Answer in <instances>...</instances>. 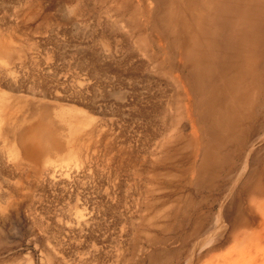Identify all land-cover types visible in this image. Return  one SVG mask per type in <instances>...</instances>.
I'll return each instance as SVG.
<instances>
[{
	"label": "rangeland",
	"instance_id": "rangeland-1",
	"mask_svg": "<svg viewBox=\"0 0 264 264\" xmlns=\"http://www.w3.org/2000/svg\"><path fill=\"white\" fill-rule=\"evenodd\" d=\"M263 5L0 0V264H264Z\"/></svg>",
	"mask_w": 264,
	"mask_h": 264
},
{
	"label": "bare ground",
	"instance_id": "bare-ground-1",
	"mask_svg": "<svg viewBox=\"0 0 264 264\" xmlns=\"http://www.w3.org/2000/svg\"><path fill=\"white\" fill-rule=\"evenodd\" d=\"M153 1H156V0H153ZM161 1H162V0H161ZM163 1H165V0H163ZM166 1H167V0H166ZM168 1H169V0H168ZM188 1H190V2H195L196 0H195V1H194V0H188ZM158 2H159V0H158ZM154 3H155V2H154ZM167 3H169V2H166L165 4H167ZM159 4H161V3H159ZM163 4H164V2L162 3V6H163ZM256 4H257V3H256ZM256 4H255V5H256ZM258 4H260V3H258ZM155 5L158 7V4L155 3ZM168 5H169V4H168ZM168 5H166V7H167ZM159 6L161 7V5H159ZM256 6H257V5H256ZM259 7H260V5H259ZM262 7H264V5H263ZM262 7H261V8H262ZM154 8H155V11H156L159 7L156 8V7L154 6V7H153V12H155V11H154ZM256 8H257V7H256ZM160 9H161V8H160ZM164 9H165V8H164ZM157 11H158V10H157ZM162 11H163V8H162ZM164 11H165V10H164ZM250 11H251V10H250ZM255 11H256V10H255ZM240 12H241V11H240ZM244 12H245V11H244ZM158 13H159V12H157V14H158ZM164 13H165V12H164ZM164 13H163V14H164ZM154 14H155V13H154ZM154 14H153V15H154ZM159 14H160V13H159ZM163 14H162V15H163ZM225 14H226V13H225ZM256 14H257V13H256ZM260 14H261V13H260ZM246 15H247V14H246ZM263 15H264V14H263ZM166 16H167V15H166ZM166 16H165V17H166ZM236 16H237V15H236ZM157 17H158V16L156 15V18H157ZM225 17H226V16H225ZM225 17H224V18H225ZM162 18H163V19H162L161 21L164 20V17H162ZM241 18H242V17H241ZM157 19H159V18H157ZM160 19H161V17H160ZM160 19H159V20H160ZM165 19H166V18H165ZM225 19H226V18H225ZM258 19H259V18H258ZM156 21H157V20H156ZM223 21H224V20H223ZM157 22H159V21H157ZM195 22H196V21L194 20V23H195ZM254 22H255V21H254ZM159 23H162V22H159ZM259 23H260V22H259ZM163 24L165 25V24H167V22L164 23V21H163ZM263 24H264V21H263ZM196 25H197V23H196ZM238 25H239V24H238ZM197 26H198V25H197ZM198 27H199V26H198ZM239 27H240V26H239ZM210 28H211V27H210ZM201 29H203V28H201ZM198 31H200V30H198ZM215 31H216V30H215ZM241 31H242V30H241ZM237 33H238V32H237ZM253 33H254V32H253ZM255 33H256V32H255ZM196 34H197V33H196ZM199 34H200V32H199ZM203 34H204V32H203L202 34H200V35L202 36ZM235 34H236V33H235ZM261 34H262V33H261ZM242 35H243V34H242ZM163 36H165V34H164ZM173 36H174V35H173ZM235 36H236V35H235ZM235 36H231V37H232V38H235V41H237L238 37H235ZM206 37H207V36H206ZM213 37H214V38L216 37V38H218V39L220 38V39L222 40V37H219V36H212V37H210V39H208V40L212 41V40H213ZM203 38H205V36L202 37L201 39L203 40ZM223 38H224V37H223ZM228 38H229V37H228ZM236 38H237V39H236ZM257 38L259 39V37H257ZM190 39H191V42H190V48H191V49H190L189 51H187L184 55L187 57V60H186V61H187V62L190 61V63L192 64V68H193L194 65H195L194 68H195L196 66H197V67H196L195 69H192V68H191V71L189 70V71H190V73H189L190 75L186 76V78H187L186 80L188 81V83H189V85H190V86H189V87L191 88L190 91H191V93L193 94L194 98L197 97V99L199 100V99L202 97V94H203L202 92H205V90L208 89V87L206 88L205 85H203L202 82H204V81L201 80V79L205 80V79L203 78L204 76H203V77L200 76V73H202V71L204 70V69L202 70V68H203V64H204L203 62H205V65H206V63H207L206 61H208L207 65H208V64H211V65L213 64V65H215L213 61H214L215 58H216V62H215V63H217V61H218V63L220 64V60H221L223 57H221V56H222V55H221V56H220L221 59H217V54L215 53L217 48L214 49V45H213V44H215V43L218 44V42H216L215 39L213 40V44L210 45V46H213V47H211V48H213L212 50H211V48H210V50L208 51V49H209L210 46H209V47L207 46V47H208L207 51H208L209 54L203 52V51H202V50L204 49V48H203V49H201V51L203 52L202 55H200V50L198 49V48H200V46H198V48H197V44H199V43H198L199 36H191ZM205 39H206V38H205ZM211 39H212V40H211ZM218 39H217V40H218ZM230 39H231V38H229L228 40L226 39L225 44H224V42H223L222 44H224V45L227 46V44H226L227 41H233V40H234V39H233V40H232V39L230 40ZM208 40H207V41H208ZM241 40H242V39H241ZM251 40H252V39H251ZM210 41H209L208 43H211ZM214 41H215V42H214ZM218 41H219V40H218ZM235 41H234V42H235ZM199 42H200V41H199ZM254 42H255V41H254ZM200 43H201V42H200ZM219 43H220V42H219ZM235 43H236V42H235ZM237 43H238V42H237ZM237 43H236V44H237ZM252 43H253V42H252ZM262 43H263V42H262ZM233 44H234V43H233ZM236 44H235V45H236ZM243 44H244V43H243ZM0 45H2V44H0ZM215 45H216V44H215ZM228 45L233 46V45H231V44H229V43H228ZM237 45H238V44H237ZM2 46H3V45H2ZM170 46H171V45H170ZM217 46H218V45H216V47H217ZM221 46H222V45H221V43H220L219 46H218V47H219V48H218L219 51H221L220 49L223 48V47H221ZM226 46L224 47L223 53L221 52V53L223 54V56H225V54H226V56L228 55V54H227L228 52L226 53L227 50L225 49V48H227ZM252 46H253V45H252ZM252 46H251V47H252ZM4 47H6V46H4ZM228 47H229V46H228ZM237 47H238V46H237ZM243 47H244V46H243ZM243 47H242V48H243ZM247 47H248V46H247ZM247 47H246V48H247ZM263 47H264V46H263ZM1 48H2V47H1ZM1 48H0V49H1ZM232 48H234V47H232ZM253 48H254V47H253ZM257 48H258V47H257ZM261 48H262V46H261ZM236 49H237V48H236ZM247 49H248V48H247ZM247 49H246V50H247ZM3 50L5 51V49H3ZM228 50H231V47H230ZM234 50H235V48H234L233 50H231L232 53H234ZM237 50H238V49H237ZM246 50H245V51H246ZM257 50H258V49H257ZM257 50H256V51H257ZM259 50H260V49H259ZM261 50H262V49H261ZM0 51H2V50H0ZM172 51H173V50H172ZM235 51H236V50H235ZM252 51H254V50H252ZM263 51H264V50H263ZM2 52H3V51H2ZM217 52H218V51H217ZM8 53H11V52H8ZM192 53H193V54H192ZM204 53H205V54H204ZM219 53H220V52H218V55H219ZM235 53H236V52H235ZM239 53H240V52H239ZM239 53H238V54H239ZM251 53H252V52H251ZM254 53H255V52H254ZM257 53H258V52H257ZM257 53H256V54H257ZM170 54H171V53H170ZM212 54L214 55V57L216 56V57L212 60L213 63H211V62L209 61V58H211V57L213 58ZM230 54H231V52H230ZM230 54H229V56L232 57V58H230V57H229V58L227 57V58H228V59H231V60L233 59V57H235L234 55H237V54H232V55H233V56H232V55H230ZM6 55H7V54H6ZM242 55H243V53H242ZM245 55H246V54H245ZM251 55H252V54H251ZM260 55H261V54H260ZM4 56H5V55H3V57H4ZM191 56H193L192 59H191ZM226 56L224 57L225 60L227 59ZM238 56H239V55H237L236 57H238ZM249 56H250V54H249ZM245 57L248 58V56H244V58H245ZM256 57H257V56H256ZM256 57H255V58H256ZM224 58H223V59H224ZM242 58H243V57H242ZM223 59H222V61H223ZM228 59H227V60H228ZM235 59H236V60H235ZM0 60H4V59L1 58ZM225 60H224V62H225L224 64L226 65L227 61H225ZM231 60H230V61H231ZM233 60L237 61V58H234ZM4 61H5V60H4ZM222 61H221V64H222ZM239 61H240V60H239ZM242 61H243V60H242ZM1 62L4 63L3 61H1ZM209 62H210V63H209ZM228 62H229V61H228ZM246 62H247V60H246ZM249 62H250V61H249ZM259 62H260V60H259ZM172 63H173V62H172ZM234 63H236V62H234ZM234 63H233V64H234ZM241 63H242V62H241ZM252 63H253V62H252ZM252 63H251V64H252ZM5 64H7V63L5 62ZM221 64L219 65V66H220L219 68H221V67L223 66V64H222V66H221ZM230 64H232V63L230 62L229 65H230ZM233 64H232V66L234 67ZM247 64H248V63H247ZM256 64H257V63H256ZM201 65H202V66H201ZM205 65H204V66H205ZM207 65H206V67L210 66V65H208V66H207ZM217 65H218V64H217ZM229 65H228V66H229ZM248 65H249V64H248ZM237 66H238V65H237ZM173 67H174V66H173ZM215 67H216V66H215ZM215 67H214V68H215ZM235 67H236V66H235ZM250 67H251V66H250ZM208 68H209V67H208ZM208 68H206L204 71H206ZM211 68H213V66H211ZM211 68H210V69H211ZM214 68H213V69H214ZM223 68H226V69H227V66H226V67L223 66ZM229 68H230V67H229ZM229 68H228V69H229ZM256 68H257V67H256ZM187 69H188V68H187ZM210 69H209V70H210ZM221 69H222V68H221ZM228 69H227V70H228ZM245 69H246V67H245ZM259 69H262V68H259ZM3 70H5V69H3ZM6 70H7V69H6ZM6 70H5V71H6ZM179 70H181V69H179ZM209 70H208V71H209ZM227 70L224 71V69H222V72H223V73L220 72V73H221L220 76L224 75V74H225L224 72H228L229 74H230V72H231V75H232L233 73H235V72L231 71V69L228 70V71H227ZM246 70H248V69H246ZM246 70H242V71H246ZM187 71H188V70H187ZM212 71H213V70H212ZM214 71H215V69H214ZM219 71H220V70H219ZM229 71H230V72H229ZM248 71L251 72L252 69H251V71H250V69H249ZM8 72H9V71H8ZM8 72H7V74H8ZM232 72H233V73H232ZM252 72H254V69H253ZM5 73H6V72H5ZM10 73H12V72L10 71ZM10 73H9V74H10ZM209 73H211V72H208V74H209ZM218 73H219V72H218ZM218 73H217V74H218ZM240 73H241V72H240ZM244 73H245V72H244ZM244 73H241V74L243 75ZM246 73H247V71H246ZM246 73H245V74H246ZM185 74H186V73H185ZM204 74H205V72H204ZM226 74H227V73H226ZM226 74H225V75H226ZM238 74H239V73H238ZM201 75H203V73H202ZM206 75H207V71H206ZM206 75H205V78H206ZM209 75L211 76V74H209ZM209 75H208V76H209ZM236 75H237V74H236ZM246 75H247V74H246ZM250 75H251V77H253V76H252V75H253L252 73H250ZM210 76H209V77H210ZM214 76H215V74H214ZM214 76L210 77L211 80H213L212 78L217 77V76H215V77H214ZM226 76H227V75H226ZM228 76H229V75H228ZM232 76H235V75L233 74ZM244 76H245V75H244ZM244 76H241L242 79H243ZM218 77H219V76H218ZM241 77H240V78H241ZM251 77L248 79V80H249L248 82H250ZM254 77H255V76H254ZM223 78H225V76H224ZM228 78H229V77H227V79H226L227 81H228ZM231 78H232V77H231ZM231 78H229V79L231 80ZM235 78H236V77H235ZM240 78H239V80H237V79H238V78H237V79H236L237 81L234 79V80H235L234 84L237 83V82L240 81V80L242 81V79H240ZM217 79H219V78H217ZM217 79H215V80H217ZM244 79H245V78H244ZM244 79H243V81H244ZM208 80H209L208 78H207V80H205L206 83H207ZM219 80H220V79H219ZM255 80H256V79H255ZM21 81H22V80H21ZM213 81H214V80H213ZM241 81H240V83H241ZM243 81H242V85L244 84ZM251 81H252V80H251ZM190 82H191V84H190ZM208 82H209V81H208ZM210 82H211V81H210ZM217 82H218V80H217ZM219 82H220V81H219ZM219 82H218V83H219ZM18 83H19V81H18ZM206 83H204V84H206ZM211 83H212V82H211ZM211 83H208V84L211 86ZM238 83H239V82H238ZM245 83H247V81H246ZM213 84H215V83H213ZM247 84H248V83H247ZM206 85H207V84H206ZM217 85H218V84L216 83L214 86H212V88L215 87V90H216V86H217ZM231 85H232V83H231ZM235 85H236V84H235ZM235 85H234V86H235ZM238 85H239V84H238ZM242 85H241V86H242ZM254 85H255V83H254ZM236 86H237V85H236ZM249 86H250V84H248V86H247L248 89H249ZM239 87H240V86H239ZM247 87H246V89H247ZM252 87L254 88V86H252ZM255 87H257V86H255ZM205 88H206V89H205ZM229 88H230V87H229ZM232 88H233V87H232ZM235 88H236V87H235ZM242 88H243V86H242ZM242 88L240 87V89H242ZM250 88H251V87H250ZM217 89H218V88H217ZM238 89H239V88H238ZM246 89H245V91H244V89H242V90H243L244 92H246V91L248 90V89H247V90H246ZM208 90H209V89H208ZM208 90H207V93H208ZM215 90H214V91H215ZM209 91H211V88H210ZM234 91H235V90H234ZM234 91H233V92H234ZM238 91H239V95H240V93H241L242 91H240V90H238ZM219 92H220V91H219ZM224 92H225V91H224ZM229 92H230V91H229ZM205 93H206V92H205ZM207 93H206V96H207ZM210 93H211V92H210ZM210 93H209L208 95H210V98H211V100H212V97H213V96H212ZM217 93H218V92H217ZM226 93H228V92H226ZM226 93H225V96H226ZM236 93H237V95H238L237 90H236ZM242 93H243V92H242ZM203 95H204V94H203ZM213 95H214V94H213ZM222 95H223V94H222ZM235 95H236V94H235ZM2 96H3V95H2ZM211 96H212V97H211ZM232 96H234V95H232ZM207 97H209V96H207ZM207 97H205V98L202 97L203 100L200 99V100L203 101V102H202V105L204 104V101H205L204 99H207ZM215 97H216V96H215ZM228 97H229V96H228ZM230 97H231V96H230ZM2 98H4V97H2ZM2 98H1V95H0V99H1V100H2ZM223 98H225V97H222L221 99L223 100ZM233 98H234V97H233ZM237 99H239L238 96H237V98H236V101H238ZM195 100H196V99H195ZM208 100L210 101L209 98L207 99V102H208ZM229 100H230V99H229ZM240 100H241V99H240ZM196 101H197V100H196ZM218 101H219V100H218ZM218 101H217V102H218ZM0 102H1V101H0ZM2 102H4V103H2ZM2 102H1L0 104L4 106V104L6 103L5 100L2 101ZM194 102H195V101H194ZM227 102H228V101H227ZM230 102H231V101H230ZM199 103H200V102H199ZM232 103H234V102H232ZM232 103H230V104H232ZM237 103H238V102H237ZM214 104H215V103H214ZM1 105H0V106H1ZM195 105H197L196 102H195ZM195 105H194V111L196 110V106H195ZM199 105H201V104H199ZM199 105H198V106H199ZM221 105H222V104H221ZM226 105H227V104H226ZM226 105H225V106H226ZM3 106H2V107H3ZM5 106H7V105H5ZM201 107H204V105L201 106ZM218 107H219V105H218ZM230 107H231V106H230ZM230 107H229V108H230ZM0 108H1V107H0ZM67 108H68V106H67ZM70 108H71V107H70ZM70 108H69V109H70ZM209 108H212V107H209ZM209 108H207V109H209ZM3 109H4V107H3ZM3 109H2V110H3ZM5 109H7V108H5ZM5 109H4V111H5ZM197 109H199V108H197ZM212 109H213V108H212ZM215 109H216V108H215ZM215 109H214L213 111H215ZM218 109H219V108H218ZM220 109H221V108H220ZM216 110H217V109H216ZM224 110L227 111L226 108H225ZM0 111H1V109H0ZM6 111H7V110H6ZM6 111H5V112H6ZM72 111H73V110H72ZM79 111H80V109H79ZM200 111H201V109L199 110V112H200ZM203 111H204V109H203ZM205 111H206V109H205ZM208 111H210V113H211V110H208ZM208 111H207V112H208ZM219 111H220V110H217V112H219ZM222 111H223V110H222ZM2 112H3V111L0 112V113H1L0 115H3V114L5 113V112H4V113H2ZM75 112H76V111H75ZM75 112L73 113V115H74V114H75V115L77 114V113H75ZM82 112H83V111H82ZM207 112H205V113H206V114H205L206 116H208V113H207ZM78 113H79V112H78ZM83 113H84V112H83ZM215 113H216V111H215ZM5 114H6V113H5ZM200 114H201V113H200ZM200 114H199V115H200ZM202 114H203V113H202ZM240 114H241V113H240ZM9 115H10V114H9ZM69 115H70V118L74 117V116H72L71 114H69ZM78 115H79V114H77V116H78ZM199 115H198V116H199ZM205 115H203V116L205 117ZM219 115H220V113L218 114V116H219ZM222 115H223V114H222ZM3 116H4V115H3ZM3 116H0V120H1L2 122L4 121L3 119H5V117H3ZM212 116H214V117L217 118V114H216V116H215V114L213 115V112H212ZM212 116H211V117H212ZM10 117H11V116H10ZM204 117H203V118H204ZM208 117H210V116H208ZM222 117H223V116H222ZM7 118H8V116H7ZM58 118H59V117H58ZM61 118H62V117H61ZM81 118H82V117H81ZM212 118H213V117H212ZM212 118H210V119H212ZM9 119H10V118H9ZM66 119H67V118H66ZM72 119H73V118H72ZM82 119H83V118H82ZM200 119H202V117H201ZM206 119H207V120L202 119V120L205 121V123L203 124V125H205V127H207V125H206L207 122H206V121H209V120H210V119L208 120L207 117H206ZM213 119H215V118H213ZM217 119H218V120H219V119L222 120L223 118H217ZM69 120H70V119H69ZM75 120L77 121L78 118H74V121H75ZM87 120H88V119H87ZM202 120H201V121H202ZM9 121H10V120H9ZM74 121L71 122L72 125H74V124H73ZM198 121H200V120H198ZM204 121H203V122H204ZM214 121H216V119H215ZM214 121L212 120V121H209V122L211 123V122H214ZM6 122H7V121H6ZM78 122H79V120H78ZM80 122H81V119H80ZM82 122H83V121H82ZM85 122H86V121H85ZM219 122H220V120H219L216 124H219ZM87 123H88V121H87ZM87 123H86V124H87ZM197 123H198V122H197ZM201 123H202V122H201ZM220 123H222V122H220ZM224 123H226V122H224ZM89 124H90V123H89ZM208 124H209V123H208ZM216 124H215V125H216ZM1 125H3V124L1 123ZM1 125H0V127H1ZM75 125H78V123H76ZM201 125H202V124H201ZM201 125H199V126H201ZM209 125L211 126V124H209ZM209 125H208V127H209ZM215 125H214V126H215ZM223 125H224V124H223ZM81 126H82V125H81ZM214 126H213L214 129L212 128L213 131L211 130V127H212V126L209 127L210 129H209V128H207V129L205 128V129H206L208 132H209V130H211L213 133H215V127H216V126H215V127H214ZM218 126H220V125H218ZM221 126H222V125H221ZM68 127H69V126H68ZM75 128H76V126H75L73 129H75ZM77 128H83V127H80V125H79V126H77ZM201 128H202V127H201ZM70 129L72 130V128H70ZM202 129H203V128H202ZM208 129H209V130H208ZM218 129H219V128H217V132H218ZM9 130H10V129H9ZM81 130H82V129H81ZM81 130H80L79 133H81ZM219 130H220V129H219ZM73 131H74V130H73ZM77 131H78V130H77ZM77 131H76V134H77ZM205 132H206V131H205ZM208 132H206V133H208ZM217 132H216V133H217ZM0 133H1V128H0ZM199 133H200V132H199ZM201 133H202V131H201ZM203 133H204V132H203ZM203 133H202V135L206 134V133H204V134H203ZM210 133H211V132H209L208 135H209ZM213 133H211V134H212L211 137H210V136H207V137H209V138H211V139L213 140V139H214V138H212V137H214ZM216 133H215V135H217ZM220 133H221V132H220ZM72 135H74V134H72ZM4 137H5V136H4ZM217 137H218V136H217ZM220 137H221V136H220ZM220 137L217 138V139H220ZM201 138H202V137H201ZM215 138H216V136H215ZM221 138H222V137H221ZM211 139H208V141L211 140ZM232 139H233V137H232ZM191 140H192V139H191ZM191 140H190V141H191ZM204 140H206V139H204ZM212 140H211V141H212ZM202 141H203V140H201V142H202ZM214 141L216 142L215 139H214ZM5 142H6V141H5ZM215 142H214V143H215ZM217 142H218V141H217ZM222 142H223V139H222L220 145L222 144ZM207 143H208V142H207ZM209 143H210V142H209ZM209 143H208V144H209ZM214 143H213V144H214ZM224 143H225V142H224ZM208 144H206V147H208ZM213 144L210 143V145H213ZM201 145H203V144L201 143ZM204 145H205V144H204ZM210 145H209V146H210ZM220 145H217V146H220ZM223 145H224V144H223ZM223 145H222V146H223ZM213 146H214V145H213ZM224 146H225V145H224ZM200 147H201V146H200ZM204 147H205V146H204ZM204 147H203V148H204ZM211 147H212V146H211ZM4 149H5V148H4ZM205 149H206V148H205ZM209 149L211 150V148H209ZM209 149H208V152H207V150H205V152H207V154L209 153ZM233 149H234V148H233ZM0 150H1V149H0ZM69 150H70V151H68V152H71V156H72L71 160H72V162H73V160H75V162H76L77 159H78V157H80V156H79V152H78V150H73L72 148L69 149ZM71 150H72V151H71ZM219 150H220V149H219ZM229 151H230V150H229ZM202 152H203V151H202ZM3 153H4V152H3ZM67 154H68V153H67ZM202 154H204V153H202ZM212 154H213V153H212ZM9 155H10V154H9ZM15 155H16V154H15ZM210 155H211V154H210ZM236 155H237V154H236ZM257 155H258V154H257ZM13 156H14V155H13ZM59 156H60V155H59ZM69 156H70V154H69ZM71 156H70V157H71ZM200 156H201V155H200ZM70 157H68L69 160H70ZM205 157H206V156H205ZM48 158H49V157H48ZM48 158H47V159H48ZM63 158H65V157H63ZM68 158H66L65 160L68 161ZM257 158H258V157H257ZM259 158H260V157H259ZM61 159H62V157H61ZM220 159H221V158H220ZM15 160H16V159H15ZM52 160H53V159H52ZM63 160H64V159H63ZM71 160H70V161H71ZM10 161H11V160H10ZM203 161H204V160H203ZM46 162H47V160H46ZM55 162H56V161H55ZM3 163H4V162H3ZM47 163H48V162H47ZM51 163H53V162H51ZM67 163H68V162H67ZM64 164H65V163H64ZM73 164H74V163H73ZM51 165H52V164H51ZM55 165H56V164H55ZM71 165H72V164H71ZM80 165H81V163H80ZM202 165H203V164H202ZM10 166H11V165H10ZM53 167H54V166H53ZM80 167H81V166H80ZM257 167H258V166H257ZM77 168H78V166H77ZM256 170H257V169H256ZM53 171H54V170H53ZM66 171H67V170H66ZM10 173H11V172H10ZM54 173H55V172H54ZM54 175H55V174H54ZM58 175H59V174H58ZM261 175H262V174H261ZM69 176H70V175H69ZM54 183H55V182H54ZM258 189H259V188H258ZM258 193H259V192H258ZM79 221H81V220H79ZM79 221H78V222H79ZM78 224H80V223H78Z\"/></svg>",
	"mask_w": 264,
	"mask_h": 264
}]
</instances>
